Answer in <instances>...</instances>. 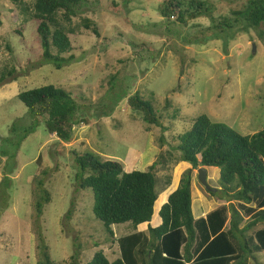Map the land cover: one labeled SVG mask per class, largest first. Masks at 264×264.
I'll return each instance as SVG.
<instances>
[{"label":"rangeland","instance_id":"obj_1","mask_svg":"<svg viewBox=\"0 0 264 264\" xmlns=\"http://www.w3.org/2000/svg\"><path fill=\"white\" fill-rule=\"evenodd\" d=\"M209 1L216 17L241 8L248 0ZM161 2L87 0L67 25L72 30L71 50L63 57L73 58L56 70L44 62L35 27L22 12L31 0H0V69L6 65L16 68L13 76L0 84V147L3 138L13 137V123L18 133L34 121L17 98L22 91L53 85L85 105L82 123L74 125L70 142L49 135L39 120L15 158H7L6 163L0 156V181L5 165L11 169L10 198L0 213V264H39L41 244L54 264H70L72 257L76 264H85L98 250L113 261L119 257L116 241L136 232L146 239L138 250H147L150 237L146 224L136 229L130 223L112 226L113 241L104 233L92 213L91 191L73 185V154L89 153L100 162L120 163L125 172L147 171L155 165L158 188L170 176V185L159 193L151 227L156 226V213L165 195L178 187L186 173L194 179L190 185L193 217L205 218L228 205L197 182L196 169L177 162L175 138L200 115L242 136L264 128V37L259 35L264 24L248 29L240 22L206 44L183 45L179 40L197 35L196 29L176 31L179 37L167 41L156 13ZM112 3L119 6L118 14L109 11ZM83 19L95 24L98 38L80 26ZM192 23L201 24L203 30L209 20L202 17ZM16 29H21V36L14 33ZM135 92L162 115L166 131L148 126L126 106V98ZM167 100L169 106L164 109ZM175 109L178 114L170 120ZM218 172L206 171L207 184L214 190L219 188ZM39 180L42 187L37 185ZM40 189L49 193V201L38 216L35 203ZM235 205L241 210L250 207L243 202ZM256 230H264V224L252 233ZM256 258L248 264H264V254ZM144 260L141 264H147Z\"/></svg>","mask_w":264,"mask_h":264},{"label":"trees","instance_id":"obj_2","mask_svg":"<svg viewBox=\"0 0 264 264\" xmlns=\"http://www.w3.org/2000/svg\"><path fill=\"white\" fill-rule=\"evenodd\" d=\"M86 1L31 0V5L26 6L20 3L24 5L22 12L35 27L36 42L42 50L44 62L52 64L56 70L73 58L63 57L71 50L69 35L72 30L67 25ZM209 2L162 0L156 8L161 19L162 36L169 41L179 37L176 31L196 29L197 35H186L179 41L183 45L206 44L240 22L248 29H259L264 24V0H248L241 8L216 17L212 15ZM109 11L118 14L120 9L112 3ZM202 17L209 20L208 27L203 30L201 24L192 23ZM80 26L99 37L98 29L89 19H83ZM259 31L260 38H263L264 31ZM21 32V29L14 31L18 36L22 35ZM5 48L11 52L9 45L6 44ZM15 71L14 66L7 65L0 69V84L12 77ZM17 98L34 121L18 133L15 124L11 125L13 137L3 138L0 147V156L6 158V163L7 158H15L21 142L34 130L37 121L41 120L45 131L63 143L70 142L74 125L82 123V108L85 105L65 89L53 85L40 86L20 92ZM168 103V100L165 101L164 109L169 106ZM126 106L139 114L148 126H157L166 131L161 124L162 115L138 92L126 98ZM177 114L178 110L175 109L170 120L175 119ZM175 139L177 145L173 150L178 152L177 162L188 164L194 170L218 169L219 189L210 194H218L228 205L220 206L205 218L194 219L191 211V177L186 173L176 190L168 197L165 195L167 200L156 213L158 224L151 227L149 224L160 199L159 193L170 185V176H166L163 186L158 188L155 165L147 171L125 172L120 163L100 162L89 153L73 154L76 168L72 176L73 185L77 190L91 191L92 213L102 224L104 233L113 241L112 226L130 223L136 229L146 224L150 237L147 250H138L146 240L143 233L123 236L116 241L118 258L109 261L103 251L98 250L85 264H141L142 260L145 262L144 258L147 264H248L257 261V254H264V230L252 233L254 228L264 224V128L252 135L242 136L224 124L200 115ZM2 172L0 213L10 198L11 169L5 165ZM37 185L42 187V181H37ZM40 193L35 203L38 216L43 205L49 201L46 190L40 189ZM240 202L250 207L237 209L235 204ZM41 248L39 264H54L44 244H41ZM70 264H76L74 257Z\"/></svg>","mask_w":264,"mask_h":264},{"label":"water","instance_id":"obj_3","mask_svg":"<svg viewBox=\"0 0 264 264\" xmlns=\"http://www.w3.org/2000/svg\"><path fill=\"white\" fill-rule=\"evenodd\" d=\"M254 51V47H253ZM197 182L209 193H214L216 190L211 189L207 184V176H206V169L199 168L197 169Z\"/></svg>","mask_w":264,"mask_h":264},{"label":"crops","instance_id":"obj_4","mask_svg":"<svg viewBox=\"0 0 264 264\" xmlns=\"http://www.w3.org/2000/svg\"><path fill=\"white\" fill-rule=\"evenodd\" d=\"M187 165H188V164H187ZM209 169H215V168H206V171L209 170ZM193 180H194V179L191 178V184L194 182ZM194 184H195V183H194ZM194 184H193V186H194ZM176 188H177V185L174 186V188H173L172 191L169 193V195H170L172 192H174V191L176 190ZM218 189H219V188H218ZM169 195H168V196H169ZM166 200H167V197L165 198V202H166ZM165 202H164V203H165ZM161 205H162V204H161ZM161 205H160V206H161ZM191 206H192V203H191ZM193 218H194V219H197L198 217H196V218L193 217ZM199 218H200V217H199ZM157 224H158V221H157L156 225H157Z\"/></svg>","mask_w":264,"mask_h":264}]
</instances>
